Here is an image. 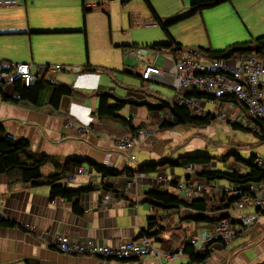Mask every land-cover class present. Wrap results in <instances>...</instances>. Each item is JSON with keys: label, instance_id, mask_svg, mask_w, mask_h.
Here are the masks:
<instances>
[{"label": "crops", "instance_id": "crops-1", "mask_svg": "<svg viewBox=\"0 0 264 264\" xmlns=\"http://www.w3.org/2000/svg\"><path fill=\"white\" fill-rule=\"evenodd\" d=\"M107 1L110 0H21L19 5L0 7V79L13 80L14 75L16 76L13 65L17 63H30L32 70L36 72H39L40 67L44 65L60 64L63 66L62 70L43 71L42 76L51 83L70 84L78 93L74 97L65 96L59 108H54L50 103L51 89L43 94L41 103L35 105L20 100V94L13 81L6 83L0 88V124L5 126L9 136L28 140L33 153L48 155L58 161V167L55 163L43 166L42 173L46 176L61 172L67 160L72 158L83 161L82 166L86 169H93L92 175H80L76 181L67 179L69 173L58 182L67 189H86L79 198L72 201L63 197L52 199V189L48 184L39 186L23 182L11 184L8 174H0V211L2 212L0 264H101L102 260L99 257L63 253L57 246L60 238L64 236L73 240L95 238L110 245H117L124 241L139 240L140 234L148 228L152 218L158 219L156 228L151 230L152 232L163 228L160 233L150 237L162 253L190 245L188 242L191 236L195 233L201 236L213 227L210 223L197 222L194 219L197 216L195 210L183 204L165 205L150 198L148 192L167 190L190 201L196 197L213 200V196L218 199L220 196L216 192V186L225 182L220 181L212 185L205 181L204 192H194L192 197L188 198L179 188L178 183L177 186H172L175 178L180 177L179 182L186 179L180 176L176 167H171L169 164L160 166L156 175L128 174L126 170L128 167L136 169L141 163L177 159L187 152L170 154V145L174 144L172 140L170 141L171 138L163 141L153 138L143 139L135 151L139 147L140 150L142 149L141 153L145 152L146 156L140 155L141 162L136 163L137 157L130 162L115 145L116 138L130 134L128 127L109 118L100 119L96 115L99 97L102 94L111 93L118 98L128 96L142 98L143 95L139 93L141 81L138 77L144 67L136 66L130 68L131 71L126 70L125 73L136 77L140 84L128 85L127 94H119L117 88L112 86L110 81L103 79L102 75L108 74L113 81H117L116 73L121 71L105 64L104 61L93 59V55L90 54L89 36L92 24L109 11L108 8L103 7ZM234 1L244 6L243 0ZM147 2L150 8H154L150 0ZM85 8L89 9L87 13ZM153 11L155 20L161 23V17L156 10ZM237 13L246 23L245 30L252 34V38L246 39L247 41L264 35V18L260 20L255 15L252 16L245 6ZM232 19H236L235 13ZM235 31L241 32V29L236 27ZM168 36L175 45L182 47L213 48L209 44L186 46L183 42H178L171 33ZM210 44L215 45V40L211 39ZM134 46L149 48L150 45L141 46L127 42L116 44L115 48L128 51L130 54ZM103 50H110L109 43L103 42ZM187 51L188 49L180 50L176 55L170 52L161 53L175 60L176 56L182 57ZM157 57L158 55H154L148 61L156 63ZM167 63L171 62L167 61ZM3 68H9L10 72H1ZM182 99L184 101V95ZM169 101L184 103L177 96ZM113 102L114 100L111 104L115 105L116 102ZM201 102L208 101L201 100L199 104ZM209 102L214 104L217 101ZM127 107L129 112L131 111L130 118L134 119V125H140L142 122L153 123V118H156L154 114L160 117L165 114L149 112L144 106L128 104L119 112L124 118L127 117L123 116L122 112ZM170 119L172 122L171 116ZM89 125L93 126L90 132H80L78 126ZM148 128L153 127L145 126L142 129ZM252 144L250 143V146ZM91 163L116 169L120 174L104 175L92 168ZM195 167L199 169L198 166ZM196 178L198 180L192 182L195 185L202 180L199 176ZM130 181H132L131 185ZM77 199L80 201V210L74 209ZM234 207L208 212V216L217 219L229 210V217L237 220V215L233 212ZM252 210L246 209L248 212ZM9 220L15 225L1 223ZM238 240L242 241L238 242ZM190 262H192L190 256L182 253L171 260L164 255L160 257L147 255L111 260L109 264H188ZM206 264H264V217L260 223L240 234L230 243L215 242Z\"/></svg>", "mask_w": 264, "mask_h": 264}, {"label": "trees", "instance_id": "trees-1", "mask_svg": "<svg viewBox=\"0 0 264 264\" xmlns=\"http://www.w3.org/2000/svg\"><path fill=\"white\" fill-rule=\"evenodd\" d=\"M228 1L232 0H195L191 4V12L189 15H194L198 12H202L205 9L214 7L216 5ZM88 11L89 9L85 8V12L87 13ZM180 19L181 18L173 20V22H169L168 24H164L161 22V25L170 35L168 25L170 23H175ZM173 47L176 48L172 51ZM149 48L159 52H170L173 55H176L178 51L187 48L188 50H195L200 52L201 55L208 60H213L217 58H227L236 53L248 55H263L264 35L258 36L252 39L251 41L232 44L227 48L221 50L202 47H182L180 45H175L173 41H171L170 43L153 44L150 45ZM1 72H10V69L3 68ZM138 79H140L141 81V90L142 94L144 95H142V98H130L129 96V98H118L111 93L102 94L99 97V108L96 112L98 118H109L114 121H117L122 125L127 126L130 131V134L138 132L146 125H134L133 118L127 119L119 114V112L128 104H132L137 107L144 106L149 112L169 113L173 121L171 123L167 121L162 124V127L167 128H175L178 126L187 125L207 127L212 125L217 120V117L211 112L207 113L206 115L195 114L191 106H188L184 103L180 104L176 101L162 99V97L158 93H148L146 87L150 89V82L143 80L141 76L138 77ZM12 81L17 92L20 94V100L25 102H32L35 105H39L41 103L42 96L48 89L52 90L50 103L53 105L54 108H59L61 101L65 96L74 97L78 95L77 91L72 85L51 83L50 81L46 80L43 76H41L40 79H38L32 85L29 86H27L21 79V77L17 75H14ZM183 95L185 96V98H194L197 101H217L227 105H235L238 110L244 111V116L242 117L243 120L246 119L247 121H250L254 127L260 126L261 130L257 132L254 128H252V126H247L245 125V123L237 122H231L232 127L234 129L252 131L256 137V140L253 142L252 146L264 144V123L259 118L253 116L250 113L248 107L242 102H240L235 96H217L210 92L203 91L199 88L184 89ZM112 100L116 101L115 105L111 104ZM89 128L92 129L93 126L89 125ZM30 146V142L26 139H15L14 137L9 136L5 126L3 124H0V174H8L10 177L11 184L15 182H23L32 186L48 184L51 186L52 189V199H55L57 197H63L67 200L72 201L76 198H79L82 192L86 189H67L58 182L65 175L67 176L69 173L73 174L77 172L78 169L84 164V162L76 158L69 159L64 164V169H62L61 172H56L55 174L46 176L42 173L43 166L48 163H55L58 167V161L48 155H38L36 153H33L30 150ZM231 154H233V156L235 157L237 164L241 162L247 166L246 170H230L226 169V167L219 168L218 165L225 161L224 158L201 153L186 154L179 156L177 159L170 158L167 159V161L158 163L141 164L136 169L126 168V170L128 174H132L135 176L139 173L150 174L153 172H157L160 166H164L167 164H169L171 167L184 168H188L190 166H200L203 167V170L196 171V175L201 177L209 184L219 183L220 181H223L225 182V184H228L230 187H232V189L233 187H237V194H234L232 192H226L221 195V200L218 198L214 199V197L212 198L213 200L207 199L206 197H196L195 199L190 201L186 200L182 196H176L175 194H172L165 189V191L151 190L148 192L150 198L157 200L165 205L173 206L183 204L184 206L195 210L197 212V216L194 217V219L197 222L203 221L207 224L210 223L214 227L223 218L231 219V217H229V210L226 212V214L222 215L217 219L210 218L208 216V212H213L214 206H217L216 210L230 209L231 207L235 206L239 201H241L244 196L250 193L248 190V186L250 184L264 182V171H262L256 164L258 158H260L261 155L251 153L249 159L246 160L237 150L233 151ZM216 158H220L222 162L216 163L215 167L214 160ZM91 165L92 168L94 167L97 172L102 173L104 175L120 174V171L106 167L104 165H98L96 163H91ZM190 178V174L186 176V180H190ZM177 183L179 185V177L173 180L172 186H177ZM79 202V199L75 201L74 209L80 210ZM150 222L151 223L149 224L148 228L142 231L140 237L144 235L153 237L154 235H156V233H160L162 231L163 228H158L155 230V232L151 231L156 228L155 225L158 223L157 218H152ZM1 223H9L10 225H15V223H13L11 220H9L8 222L4 221ZM184 253L190 256L192 262L207 261L211 254V250H208L206 255L199 256L196 247L190 244L185 245Z\"/></svg>", "mask_w": 264, "mask_h": 264}, {"label": "rangeland", "instance_id": "rangeland-1", "mask_svg": "<svg viewBox=\"0 0 264 264\" xmlns=\"http://www.w3.org/2000/svg\"><path fill=\"white\" fill-rule=\"evenodd\" d=\"M192 1L150 0L154 8H150L147 0H110L107 3L105 2L103 7L105 9L108 8L109 11H106L103 17L96 19L92 24L89 36L90 54L93 55V59L104 61L105 64L121 72L116 73L117 81H113L108 74H103L102 78L110 81L112 86L117 88L116 91L124 95L127 94L126 87L128 85L140 84L136 77L125 73L130 68L140 67L138 59L131 57L128 51L125 52L120 48H115V45L128 42L144 46L147 44L171 42L169 34L161 23L155 20L156 17L153 10H156L164 24L181 18L177 22L168 25L171 35L178 42H183L186 46H207L209 44V46L216 49L227 48V46L235 44L238 41H247L246 39L250 40L252 38L251 32L245 30L246 23L241 20V17L237 13L244 6L252 16L255 15L260 20L264 18V0H243L244 6L232 0L205 9L194 15H189ZM233 13L236 14L235 20L232 19ZM236 27L237 29H241V32L235 31ZM211 39L215 40V45L210 44ZM103 42L105 44L109 43V51L103 50ZM149 51L150 55L146 60L153 58L154 55H158L156 59L158 66H163L167 58H173L165 53L156 54L154 50ZM146 90L148 93L154 92L156 94L158 92L161 97L168 100L175 99L177 95L176 89L161 83H152L150 89L146 87ZM139 93L142 94V90ZM114 102L116 101L114 100ZM193 111L195 114L200 115L212 112L217 117V120L207 127L187 125L167 128L162 127V124L167 121L171 123L169 113H165L161 117L154 114L156 118H153V123L142 122V125L153 127L151 128L152 134L145 139L153 138L157 141H163V139L171 138L170 141L172 140L174 144L170 145V154L177 155L185 151L187 153L183 155L201 153L222 157L225 161L222 162L220 158H216L214 166L216 167V163L222 162L218 167H226V169L230 170L238 169L243 171L247 168L244 163L239 162L237 164L235 157L231 154L233 151H239L246 160L251 153L264 154V144L250 146V143L256 140L252 131L234 129L232 127L231 122L247 124V120H243L242 118L244 111L238 110L235 105H225L218 102L214 104L213 102H201L197 107L193 108ZM122 115L127 117V119L130 118L131 111L129 112L128 107L122 112ZM141 150L138 147L135 151L137 157L136 163L141 162V156H146L145 152L141 153ZM176 169L184 179L190 174V180L186 181L193 182L198 180L196 178V171L203 170V167L199 166V169L193 166L186 169L184 167H176ZM153 173L150 174H157L156 172ZM205 183L203 179L198 183L202 186V192L206 189ZM210 184L213 185L214 183ZM218 190L219 187L216 188L217 193ZM213 197L217 199L216 196ZM216 207L214 206L213 210L216 211ZM241 241L238 240V242Z\"/></svg>", "mask_w": 264, "mask_h": 264}, {"label": "built area", "instance_id": "built-area-1", "mask_svg": "<svg viewBox=\"0 0 264 264\" xmlns=\"http://www.w3.org/2000/svg\"><path fill=\"white\" fill-rule=\"evenodd\" d=\"M20 2L21 0H0V7H12L19 5ZM149 50L151 49L146 47H135L130 52L132 57L138 59L140 67H144L141 72L143 80L173 87L177 91V98L182 101L184 89L199 88L217 96L233 95L248 107L253 116L264 123V54L236 53L227 58L208 60L200 52L188 50L182 57L177 58L176 56L175 60L168 58L167 61L171 63L166 61L164 66H157L155 62L146 60L150 55ZM154 51L156 54L160 53ZM13 67V72L21 77L27 86L40 79L43 71L56 72L63 69L60 64L44 65L40 67L39 72L33 71L30 63H17ZM129 70L131 71V69ZM6 83H12V78L5 81L0 79V88ZM183 102L193 108L199 105V101L194 98H185ZM246 125L252 126L257 132L261 130L260 126L254 127L250 121H247ZM78 128L82 133L91 131L89 126H78ZM151 134V128L141 129L136 133L116 138L115 145L130 162H133L136 159V147L141 140ZM256 164L264 171V155L258 158ZM92 171L93 169L81 166L77 172L69 174L67 179L76 181L80 175H92ZM131 182H129L130 185ZM216 187H219V199L226 192L234 194L238 192L237 187L232 189L228 184ZM179 188L188 198H191L194 192L201 193L203 190L201 184L195 185L189 181H180ZM248 190L250 193L244 196L233 209L237 220L223 218L209 232L203 233L201 236L195 233L189 238L188 243L196 247L199 256H204L208 250H212L215 242L228 244L247 229L260 223L264 217V182L252 183L248 186ZM247 208L253 210L248 212ZM57 246L60 251L66 254H86L99 257L102 260L101 264H109L111 260H125L147 255L158 257L164 255L171 260L184 253L185 250V245H183L176 251L162 253L155 246L153 239L146 235L139 240L124 241L117 245H110L95 238L73 240L64 236L60 238ZM188 264H206V261Z\"/></svg>", "mask_w": 264, "mask_h": 264}, {"label": "water", "instance_id": "water-1", "mask_svg": "<svg viewBox=\"0 0 264 264\" xmlns=\"http://www.w3.org/2000/svg\"><path fill=\"white\" fill-rule=\"evenodd\" d=\"M175 48H176V47H173L172 50L175 49Z\"/></svg>", "mask_w": 264, "mask_h": 264}]
</instances>
